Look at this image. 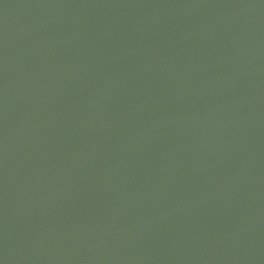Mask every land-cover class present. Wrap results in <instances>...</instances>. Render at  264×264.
I'll return each mask as SVG.
<instances>
[{"label": "water", "instance_id": "95a60500", "mask_svg": "<svg viewBox=\"0 0 264 264\" xmlns=\"http://www.w3.org/2000/svg\"><path fill=\"white\" fill-rule=\"evenodd\" d=\"M0 264H264V0H0Z\"/></svg>", "mask_w": 264, "mask_h": 264}]
</instances>
